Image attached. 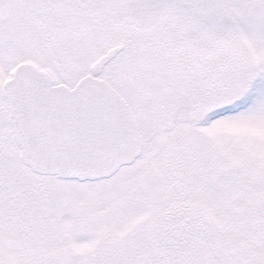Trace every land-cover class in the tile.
<instances>
[{"label":"snow or ice","instance_id":"snow-or-ice-1","mask_svg":"<svg viewBox=\"0 0 264 264\" xmlns=\"http://www.w3.org/2000/svg\"><path fill=\"white\" fill-rule=\"evenodd\" d=\"M0 264H264V0H0Z\"/></svg>","mask_w":264,"mask_h":264}]
</instances>
